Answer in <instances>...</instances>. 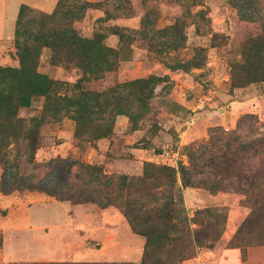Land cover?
Returning <instances> with one entry per match:
<instances>
[{"label":"rangeland","instance_id":"1","mask_svg":"<svg viewBox=\"0 0 264 264\" xmlns=\"http://www.w3.org/2000/svg\"><path fill=\"white\" fill-rule=\"evenodd\" d=\"M57 1L0 5V67L18 65L16 40L23 44L25 29L99 37L114 53L98 72L84 75L72 63L52 65L51 52L42 49L38 70L61 83L57 92L64 99L90 104L92 122L76 136V106L64 102L56 109L44 98L19 111V117L39 123V137L33 153L25 136L17 137L0 165V192L10 196L0 206V220L14 223L13 232L6 230L4 238L0 233V264L45 263L29 259L44 252L43 237L48 244L55 240L61 252L46 263L137 264L144 239L131 232L122 215L125 194L116 193L118 178L135 183L146 163L188 166L187 148L264 134V81L231 90L229 78L245 43L264 36V0H91L96 6L78 3L39 27L30 23L37 14L53 13ZM150 76L162 81L143 108L132 82ZM105 131L107 136L94 138ZM82 165L95 167L97 178L89 179ZM132 190L147 207L160 206L168 194L159 189L153 199ZM179 195L190 217L197 209H226L221 238L212 251L198 253L206 255V264H264V246L247 247L243 255L229 244L248 213L237 194L194 187Z\"/></svg>","mask_w":264,"mask_h":264},{"label":"trees","instance_id":"2","mask_svg":"<svg viewBox=\"0 0 264 264\" xmlns=\"http://www.w3.org/2000/svg\"><path fill=\"white\" fill-rule=\"evenodd\" d=\"M78 3L96 6L91 0H58L56 9L48 15L37 14L30 23L39 24L52 20L57 11ZM25 7L20 8V15ZM18 20V25H19ZM37 28V27H36ZM21 36L26 40L17 44L18 65L0 67V165L6 150L17 137L24 135L33 153L39 137V123L19 117L21 109L30 106L34 98H44L45 105L57 106L66 102L76 106L75 135L92 122L91 105L82 99L70 101L57 90L61 83L38 70L43 48L51 52L49 61L54 66L73 64L84 75L94 74L108 63L113 50L101 44L99 37L84 39L69 30L38 31L25 29ZM199 66V65H195ZM230 89H243L264 81V36L249 39L241 51V61L230 66ZM162 78L150 76L132 82L138 87V102L147 108L156 86ZM86 96V94L84 95ZM89 122V123H88ZM94 135L96 140L106 135ZM212 142L187 148L188 166L178 162L176 166H156L146 163L143 175L135 183L126 177L118 178L116 193L125 194L122 215L131 232L144 239L142 257L137 264H181L202 251L212 250L221 238L227 221L224 207H206L189 216L179 192L181 189L202 188L210 194L232 192L240 197V205L248 213L229 244L239 248L243 255L246 248L264 246V134L245 140L239 135L227 137L223 142ZM68 170L71 166L66 167ZM89 179L97 178L95 167L82 165ZM97 170L100 171V168ZM116 185V184H115ZM137 193L156 197V190L166 189L168 194L157 207H147L132 197ZM108 190L114 184L107 186ZM5 189H2V191ZM43 192L50 196L56 193ZM6 192V191H5ZM126 192V193H125ZM108 198V197H107ZM111 201L110 198H108ZM39 264H134L104 262L39 263Z\"/></svg>","mask_w":264,"mask_h":264},{"label":"crops","instance_id":"3","mask_svg":"<svg viewBox=\"0 0 264 264\" xmlns=\"http://www.w3.org/2000/svg\"><path fill=\"white\" fill-rule=\"evenodd\" d=\"M6 1L7 0H0L1 8H2V5H5ZM1 3H3V4H1ZM8 197H10V196H3V195H1V192H0V206L1 205L4 206V204L9 201L10 198H8ZM27 226L30 227V223H27ZM13 227H14V223H11L10 221L2 222L0 220V233L3 236V238L5 237L6 230L9 233L14 231ZM42 241H43V249H44V245L46 246L45 249H44V252L41 253V254H38L39 256H31V257H29V259L36 258L38 260L45 261V263H46L48 261L56 259L57 257H59L61 255V252H58L56 250V248H55L56 247V241L55 240L54 241H50L51 243L48 244L46 237H43ZM1 251L3 253L1 257L3 258L4 256H6L5 239H3ZM209 251H212V250H209ZM204 256H206V255L205 254H198L197 257L192 258V259L187 260V261H184L181 264H206Z\"/></svg>","mask_w":264,"mask_h":264}]
</instances>
